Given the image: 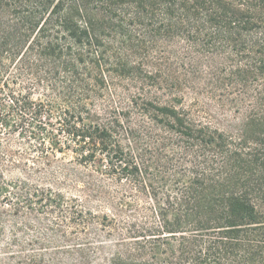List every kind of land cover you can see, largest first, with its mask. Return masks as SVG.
<instances>
[{"label":"trees","instance_id":"16d2710c","mask_svg":"<svg viewBox=\"0 0 264 264\" xmlns=\"http://www.w3.org/2000/svg\"><path fill=\"white\" fill-rule=\"evenodd\" d=\"M0 128L120 195L98 215L0 175L65 237H113L70 264H264V0H0Z\"/></svg>","mask_w":264,"mask_h":264},{"label":"rangeland","instance_id":"374dc122","mask_svg":"<svg viewBox=\"0 0 264 264\" xmlns=\"http://www.w3.org/2000/svg\"><path fill=\"white\" fill-rule=\"evenodd\" d=\"M46 160L33 140H26L18 133L8 135L0 128V175L5 182L19 180L53 188L66 197L78 199L98 215L115 214V211L110 210V205L105 203L108 197L116 198L115 202H119L120 195L115 194L112 182L102 184L106 186L108 197L103 201L97 200L83 185L72 179H64L58 173L59 166L66 163L71 166L73 154L70 151L52 156L51 165ZM22 193L19 200L9 195H0V264H70L79 258L76 252H72L73 248L85 243L89 244L87 253L92 262L110 257L113 246L109 242L113 237L98 228L91 230L86 240L65 237L66 229H58L51 217L50 220L42 219L35 214L26 200L25 192ZM121 216L127 218V211ZM101 243L106 244L101 246Z\"/></svg>","mask_w":264,"mask_h":264}]
</instances>
